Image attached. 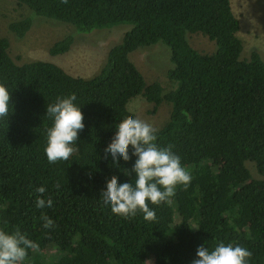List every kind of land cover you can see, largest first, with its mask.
Returning <instances> with one entry per match:
<instances>
[{"label": "trees", "instance_id": "1", "mask_svg": "<svg viewBox=\"0 0 264 264\" xmlns=\"http://www.w3.org/2000/svg\"><path fill=\"white\" fill-rule=\"evenodd\" d=\"M16 1L83 35L131 26L91 79L45 61L19 65L9 40L0 37V84L11 96L9 113L0 119V229H19L36 242L24 264H191L198 246L221 241L247 248L248 264H264V60L256 51L241 59V23L231 0ZM32 15L10 31L24 38ZM196 33L215 44L213 53L191 45L188 35ZM160 42L170 50L169 90L148 84L131 60ZM73 44L69 35L50 52L66 54ZM69 94L76 96L85 127L78 150L49 163L46 105ZM137 97L154 111L170 104L157 143L171 145L192 176L187 187H177L171 204L149 205L153 221L142 213L116 216L99 201L106 181L129 180L124 172L135 157L115 168L104 149L116 125L136 117L129 104ZM40 186L44 194L36 192ZM38 195L53 206L37 209ZM42 214L54 221L52 228H43Z\"/></svg>", "mask_w": 264, "mask_h": 264}, {"label": "clouds", "instance_id": "2", "mask_svg": "<svg viewBox=\"0 0 264 264\" xmlns=\"http://www.w3.org/2000/svg\"><path fill=\"white\" fill-rule=\"evenodd\" d=\"M10 101L8 89L0 84V119L8 115ZM75 101V94H69L46 105V116L51 119V126L46 129L44 151L49 163L66 161L78 150V135L85 124L81 107ZM157 140V129L140 118L130 116L116 125L114 137L104 149L106 156L111 158V166L120 168L121 160L128 162L132 157L135 160L131 169L124 172L129 180L121 182L112 178L106 181L99 195L103 208L125 219L142 213L145 221H153L156 214L149 205L171 204L177 187L190 184L191 173L182 165L171 145L160 146ZM36 192L44 194L46 188L40 186ZM52 206L51 198L36 197L37 209ZM40 219L43 228L53 227L54 221L46 214H42ZM37 247L36 242L19 229L11 232L0 229V264H24L28 250ZM250 256L249 250L239 244L221 241L209 248L205 243L197 247L196 258L191 264H248Z\"/></svg>", "mask_w": 264, "mask_h": 264}, {"label": "rangeland", "instance_id": "3", "mask_svg": "<svg viewBox=\"0 0 264 264\" xmlns=\"http://www.w3.org/2000/svg\"><path fill=\"white\" fill-rule=\"evenodd\" d=\"M232 8L241 23L239 37L243 42L241 59H249L256 51L264 60V0H231ZM32 12L16 0H0V37L10 42L9 53L21 65L34 61H45L63 67L69 74L85 79L95 77L106 62L109 50L131 29L130 25H119L111 29L97 30L83 35L62 22L32 15L33 27L24 38L13 34L9 26ZM74 37L71 50L63 55L53 56L54 44L67 36ZM191 45L201 53L211 54L215 44L202 34H190ZM170 50L158 43L134 52L131 60L145 76L148 84L159 82L166 90L171 88L167 72L171 68ZM129 109L154 128H162L169 120L171 106L163 103L154 111V105L143 97H137ZM52 248L49 252H53ZM150 263V262H149Z\"/></svg>", "mask_w": 264, "mask_h": 264}]
</instances>
